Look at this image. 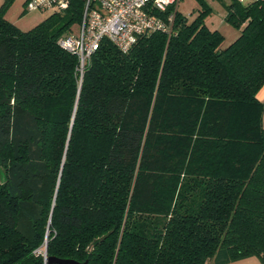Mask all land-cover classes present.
I'll return each mask as SVG.
<instances>
[{
  "label": "trees",
  "instance_id": "trees-1",
  "mask_svg": "<svg viewBox=\"0 0 264 264\" xmlns=\"http://www.w3.org/2000/svg\"><path fill=\"white\" fill-rule=\"evenodd\" d=\"M0 5V264L264 261V2L195 0L127 52L102 38L82 74L69 0L23 30ZM45 249V255L36 250Z\"/></svg>",
  "mask_w": 264,
  "mask_h": 264
},
{
  "label": "built area",
  "instance_id": "built-area-1",
  "mask_svg": "<svg viewBox=\"0 0 264 264\" xmlns=\"http://www.w3.org/2000/svg\"><path fill=\"white\" fill-rule=\"evenodd\" d=\"M82 20L79 32H67L59 39V45L74 53L78 59V71L82 74L92 53L102 38L109 39L120 51L127 52L143 34L172 32L173 14L162 16L171 6L175 10L179 0H83ZM247 3L251 0H237ZM262 1L264 0H257ZM69 0H26L25 10L44 12L63 9ZM45 255L44 247L36 250Z\"/></svg>",
  "mask_w": 264,
  "mask_h": 264
},
{
  "label": "rangeland",
  "instance_id": "rangeland-1",
  "mask_svg": "<svg viewBox=\"0 0 264 264\" xmlns=\"http://www.w3.org/2000/svg\"><path fill=\"white\" fill-rule=\"evenodd\" d=\"M212 7L211 14L205 19V23L210 29H216L224 36V40L220 45V48H225L229 45L238 35L239 30L231 26L224 21V16L226 10L224 6L217 0H207ZM197 2L195 0H179L177 9L183 15L187 16L189 20L197 13ZM52 12V9L40 12V11H25L20 14L21 19L17 22V25L20 29L26 30L33 27L43 18H45L49 13ZM79 24H73L68 32H73L78 34ZM67 33V32H66Z\"/></svg>",
  "mask_w": 264,
  "mask_h": 264
},
{
  "label": "crops",
  "instance_id": "crops-1",
  "mask_svg": "<svg viewBox=\"0 0 264 264\" xmlns=\"http://www.w3.org/2000/svg\"><path fill=\"white\" fill-rule=\"evenodd\" d=\"M4 0H0V5L3 3ZM25 1L26 0H13L11 5L5 12V17L7 20L15 24L17 27V22L21 19L20 14L24 13L25 11ZM30 12V11H29ZM257 99L264 103V84L257 92ZM262 124L264 126V110H263V117H262ZM228 264H264L263 260L258 259L257 257H248L243 258L240 260L229 262Z\"/></svg>",
  "mask_w": 264,
  "mask_h": 264
},
{
  "label": "water",
  "instance_id": "water-1",
  "mask_svg": "<svg viewBox=\"0 0 264 264\" xmlns=\"http://www.w3.org/2000/svg\"><path fill=\"white\" fill-rule=\"evenodd\" d=\"M47 264H85V262L80 263L73 259H67V258H57L53 256H49L46 258Z\"/></svg>",
  "mask_w": 264,
  "mask_h": 264
}]
</instances>
